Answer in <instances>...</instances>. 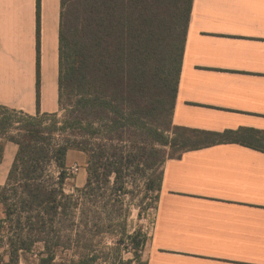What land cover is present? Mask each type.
I'll return each instance as SVG.
<instances>
[{"label": "trees", "instance_id": "obj_1", "mask_svg": "<svg viewBox=\"0 0 264 264\" xmlns=\"http://www.w3.org/2000/svg\"><path fill=\"white\" fill-rule=\"evenodd\" d=\"M193 3L61 0L59 115L40 107L39 0L37 114L0 105V156L8 142L18 147L0 185V264L106 261L97 250L99 237L113 233L111 220L123 212L118 195L126 192L125 174L139 169L145 145L156 157L145 164L152 170L146 187L157 200L169 159L225 143L264 152V131L173 124ZM71 151L86 155L88 178L68 194ZM120 226L128 235L126 224ZM129 235L132 258L122 261L119 255V263L147 264L146 238Z\"/></svg>", "mask_w": 264, "mask_h": 264}, {"label": "crops", "instance_id": "obj_2", "mask_svg": "<svg viewBox=\"0 0 264 264\" xmlns=\"http://www.w3.org/2000/svg\"><path fill=\"white\" fill-rule=\"evenodd\" d=\"M38 3L0 0V105L30 115ZM60 26L61 0H40L42 113L60 111ZM173 124L264 131V0H194ZM17 150L5 145L0 185ZM163 169L147 264H264V152L217 144Z\"/></svg>", "mask_w": 264, "mask_h": 264}, {"label": "rangeland", "instance_id": "obj_3", "mask_svg": "<svg viewBox=\"0 0 264 264\" xmlns=\"http://www.w3.org/2000/svg\"><path fill=\"white\" fill-rule=\"evenodd\" d=\"M58 113L62 115V112L59 111ZM143 147L146 150H141L139 154V169L136 170L135 167H132L125 174L126 192L124 194H119L121 196L118 195V199L120 200L119 207L123 209V212L121 211L122 215L112 218L111 223L113 227L111 229H114L113 233L109 232L99 237L102 244L97 247V250L99 252H104L107 256V260L105 261V259L102 258L99 264H120L119 259H117L119 255L122 261L131 259L132 254L130 251L132 249V243L128 240V237L131 236L129 234L140 232L141 236L146 238L145 245L152 236L155 227L158 200L156 199V194L147 190L146 186L149 179L152 177V170L147 168L145 163L148 161L153 162L156 157L148 154L152 148L151 146L145 145ZM155 147L160 148L157 145ZM163 149H165L168 156L174 154L169 148ZM3 156H0V162L3 161ZM163 168L164 166L162 169ZM53 172L57 174L56 169H54ZM68 173L71 177L66 181L65 192L73 194L77 188H83L87 182L88 172L86 155L71 151L68 156ZM111 181L114 182V176L111 178ZM1 217L2 210L0 209V218ZM106 223L109 225V222ZM122 224H126L128 235H123L121 231L122 226H120ZM2 253L3 249L0 248V255Z\"/></svg>", "mask_w": 264, "mask_h": 264}]
</instances>
